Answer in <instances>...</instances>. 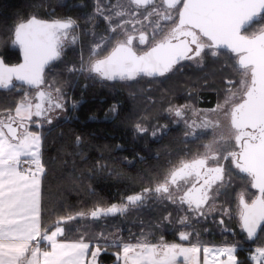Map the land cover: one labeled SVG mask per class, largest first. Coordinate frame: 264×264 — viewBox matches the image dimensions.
Returning <instances> with one entry per match:
<instances>
[{
    "label": "snow or ice",
    "instance_id": "6c2138e0",
    "mask_svg": "<svg viewBox=\"0 0 264 264\" xmlns=\"http://www.w3.org/2000/svg\"><path fill=\"white\" fill-rule=\"evenodd\" d=\"M96 19L104 22V33H88L93 39L87 58L81 53L78 66L66 68L74 78L167 77L186 66L200 67L208 57H224L239 80L225 81L214 108L170 103L165 109L174 123L183 124L186 138L199 140L211 130L203 151L170 161L162 178L120 204L97 202L66 211L45 226L43 129L53 123L52 114L65 110L66 99V81L49 79V71L80 36L71 17L31 16L18 22L11 43L22 60L9 64L0 58V89L22 93L14 107L0 109V264H100L101 254L110 249H115V264H240L237 243L217 247L197 240L186 246L163 235L153 242L143 229L125 241L118 232L90 234L67 225L122 215L155 199L181 213L174 221L184 229L180 241H190L193 231L186 229L213 214L226 232L232 229L224 218L235 220L249 241L264 233V0H95L89 21ZM134 127L137 134L149 131L143 123ZM94 168L105 170L99 162ZM233 171L247 180L235 193L234 210L217 202L231 187ZM172 215L168 212L162 222H171ZM248 259L264 264V244Z\"/></svg>",
    "mask_w": 264,
    "mask_h": 264
},
{
    "label": "trees",
    "instance_id": "16d2710c",
    "mask_svg": "<svg viewBox=\"0 0 264 264\" xmlns=\"http://www.w3.org/2000/svg\"><path fill=\"white\" fill-rule=\"evenodd\" d=\"M79 1L84 0H0V55L8 63L19 60V54L11 43L14 26L29 15L45 18L71 16L78 22L79 31L82 28L77 43L67 47L61 60L55 62L49 71V79L58 76L66 81V97L80 103L75 108L74 118L58 119L43 129L42 155L46 172L42 197L45 226L54 224L58 216L66 211L88 209L97 202L118 204L127 195L138 193L162 178L170 161L191 156L196 149L201 151L206 137L185 141L182 139L183 130L173 128L160 139L153 140L148 132L137 134L134 126L138 122L146 124L151 119L157 122L164 119L162 111L170 102L176 101L174 98L177 99V96L190 95L195 97L198 107H214L219 102L218 85H221L223 78H230L229 74L235 73L225 64L224 58L208 57L202 67L186 66L181 72L158 77L161 78L160 82L147 89L145 85L141 88L133 83L127 86V81H101L81 76L74 78L66 68L73 64L78 66L79 48H85L87 58L90 39L84 28L91 10L86 6L87 2L83 10L73 6ZM21 94L14 89L0 90V109L14 107ZM136 98H140L141 102L137 104ZM116 103L118 113L107 119V110ZM77 137H80L79 144ZM98 162L105 166L104 171L94 168ZM239 188L232 180L231 187L217 198V202L230 204L233 209L235 193L239 192ZM168 212L173 213L171 222H162V217ZM179 214L175 206L149 199L142 207L105 219L109 222V228H122V234L142 226L150 232H159L169 242H178L177 234L182 226L174 221ZM218 218L219 215H213L208 221L194 223V230L203 233L204 229L211 228L213 233L205 236L210 244L237 243L240 264H252L248 259L250 251L254 250V246L264 244V233H259L254 242H243L235 220L225 219L226 226L232 229L226 232L219 225ZM85 220L89 219L73 221L67 227ZM95 223L96 228H102L103 220ZM161 223L162 226L157 228L156 225ZM110 250L101 254L100 264L114 262L111 253L115 249Z\"/></svg>",
    "mask_w": 264,
    "mask_h": 264
},
{
    "label": "rangeland",
    "instance_id": "374dc122",
    "mask_svg": "<svg viewBox=\"0 0 264 264\" xmlns=\"http://www.w3.org/2000/svg\"><path fill=\"white\" fill-rule=\"evenodd\" d=\"M86 2L88 3V5H86V6H88V8L91 10V14H92L93 13V8H94L95 0L79 1V2L74 3L73 6H76L78 8H81L83 10L84 9L83 7L85 6V3ZM89 16L85 19V21L87 23L86 28H84L85 31H86V33H90L92 31H95L97 33L103 34L104 33V30H105V24H104V22L102 20H98V19L89 21ZM69 17H71V16H69ZM71 18L73 20H75L73 17H71ZM76 23L78 25V33L81 34L82 28H80V31H79V24H78L77 21H76ZM96 25H98V27H96ZM89 36H90V39H89L88 51H89V48H90V45H91V41L93 39V37L91 35H89ZM84 52H85V48H79V59H80L81 53H83V55H84ZM220 58H224V57H220ZM205 63H206V61L204 62V64ZM191 66H195V65H191ZM202 66H200V67H202ZM229 75H230L229 76L230 78H223V82L221 83V85H218V87H217L218 92H219V95H220L219 96V101L223 98V89L226 87L225 81L228 80V79H231V80H234V81L239 80V76H238V74L236 72L235 73H232V74H229ZM82 78H84V77H82ZM160 80H161V78L149 79V78H146V77H142V78H138L134 82L127 81L126 83H127V86L128 85H131V83H133L134 85H137V86H139L141 88H142V86L145 85L146 86V89H147L148 87L153 88V85H156L158 82H160ZM174 99L176 101L170 102L171 104H190V105L194 106L197 109H204V110L210 109V108H201V107H198L196 105V102H195V97L190 96V95H188L186 97H182V96H179L178 97L177 96V99L180 100L179 102L176 99V97ZM174 99H172V100H174ZM139 102H141V99L140 98H136V103L138 104ZM79 103H80L79 100H74L71 97H66V99H65V110L64 111L57 110L56 113L52 114L54 116L53 122H55L58 119H69L70 117L71 118H74V116H73L74 115V111H75V108H77L79 106ZM169 104H168V106H169ZM73 105H75V106L73 107ZM113 106H115V108H116V111L115 112H112L111 111V109L113 108ZM214 107H212V108H214ZM165 109L161 113V116L163 115L162 117L164 118V119H162V117H161V119H162L161 121H158L157 122V121H154L153 119H151L148 123H146V124H145V122L143 123L149 129V131H148L149 137L151 139H153V140L154 139L157 140V139H160L162 136H164L168 132V130L173 129V128H175V129L176 128H180V129L183 130V133H182V139L183 140H185V141H187V140H193V138H191V137H187L186 138L184 136L185 129H184L183 124L182 123L181 124L174 123L173 122V119L174 118L173 117H170L165 112ZM118 110H119V108H118V105L116 103V104L112 105L107 110V113H106L105 117L107 119L114 117L118 113ZM163 125H167V127H161ZM45 126H48V125L46 124ZM157 129H159V130H157ZM153 131H156V135L155 136L152 135V132ZM202 137H206L204 139L203 144L207 143L212 138V136H211V130H209L208 133H205ZM196 150H195V152L193 154H195V153H197L199 151V150L198 151H196ZM201 151H203V148H202ZM120 203H122V202H119L118 204H120ZM131 209L132 208H129V210H127V212L130 211ZM234 209H235V207H233V210ZM213 215H218V214H213ZM213 215L209 216V218L213 217ZM104 219H103V225H102V228L101 229L96 228V223H95L96 221H92V220L91 221H89V220L86 221L85 220L84 222L78 223V224L77 223L76 224L73 223L70 227L73 228V229L79 228L82 231L89 232L90 234H94V233H97V232H100V231H106L107 233H117L118 232V234L121 236V238L124 239L125 241L133 240L134 237L138 236L141 233V230L142 229L144 230L145 235H147L150 240H153V242L157 241L159 239V237L161 236V235H159V232L158 233L156 231L150 232L148 229L142 228V226H138V228L137 227H134V229L130 230L128 233L122 234L123 233L122 228L111 229V228H109V222H108V220L107 219L104 220ZM208 219L207 220L201 219V220L208 221ZM224 219H228V218L225 217ZM218 221H219V218H218ZM197 223H199V222H197ZM191 226L192 227L190 229L189 228L186 229V230H189V231H193V236L191 237L190 240H192L193 242H196L197 240H199V242H201L202 244H204V243L205 244H210V242L207 240V238L205 236L206 235H209L210 233H213V231H212L211 228L204 229L203 230V233H201V232L198 231V229L197 230H194L193 225H191ZM222 229H223V227H222ZM181 230H184V229H181ZM152 233H154V234H152ZM196 233H199V235L197 236ZM240 233L242 235V241L243 242L244 241H248L246 239V235L244 233H242V232H240ZM164 239H165V237H164ZM165 241H167V240L165 239ZM240 247H243L244 248L245 246L244 245H240Z\"/></svg>",
    "mask_w": 264,
    "mask_h": 264
},
{
    "label": "flooded vegetation",
    "instance_id": "af4514ba",
    "mask_svg": "<svg viewBox=\"0 0 264 264\" xmlns=\"http://www.w3.org/2000/svg\"><path fill=\"white\" fill-rule=\"evenodd\" d=\"M67 49V47L65 48V50ZM65 50H64V52H65ZM234 179H232V180H234L236 183H237V185H239V192L241 191V190H243L244 189V187H245V185L247 184V180L246 179H244V178H242V174H240V175H238V174H236L234 171H233V176H232ZM237 180V181H236ZM248 191L249 192H254L255 190H253V189H248ZM141 192V191H140ZM219 203V202H218Z\"/></svg>",
    "mask_w": 264,
    "mask_h": 264
},
{
    "label": "water",
    "instance_id": "95a60500",
    "mask_svg": "<svg viewBox=\"0 0 264 264\" xmlns=\"http://www.w3.org/2000/svg\"><path fill=\"white\" fill-rule=\"evenodd\" d=\"M31 16H36V17H38V18H40V19H45V20L58 19V18H45V17H41V16H37V15L32 14V15H29L28 17H26V18L20 20L19 22H21V21H23V20H25V19H27V18H29V17H31ZM63 18H67V17H63ZM16 24H17V23H16ZM16 24H15V25H16ZM14 27H15V26H14ZM13 47L16 49V51H17L18 54H19V60H18L17 62H15V63H19V62H21L22 57H21V55H20L19 49H18L17 47H15V46H13ZM0 58L4 59L1 55H0ZM4 60H5V59H4ZM5 62H6V61H5ZM6 63H8V62H6ZM15 63H9V64H15ZM0 90H5V91H7V90H10V89H0ZM258 234H259V233H258Z\"/></svg>",
    "mask_w": 264,
    "mask_h": 264
},
{
    "label": "crops",
    "instance_id": "0c3cea01",
    "mask_svg": "<svg viewBox=\"0 0 264 264\" xmlns=\"http://www.w3.org/2000/svg\"><path fill=\"white\" fill-rule=\"evenodd\" d=\"M167 242H169V241H167ZM169 243H183V244H185L186 246L188 245V244H190V243H194L193 241H178V242H169ZM205 244V243H204ZM206 245H209V246H223V245H225V244H206ZM201 258H202V254H201ZM107 264H115V262H113V263H107Z\"/></svg>",
    "mask_w": 264,
    "mask_h": 264
}]
</instances>
